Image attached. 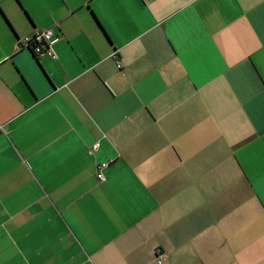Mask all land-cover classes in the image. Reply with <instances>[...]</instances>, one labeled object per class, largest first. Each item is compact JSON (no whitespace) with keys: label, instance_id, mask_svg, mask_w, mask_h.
I'll return each instance as SVG.
<instances>
[{"label":"crops","instance_id":"1","mask_svg":"<svg viewBox=\"0 0 264 264\" xmlns=\"http://www.w3.org/2000/svg\"><path fill=\"white\" fill-rule=\"evenodd\" d=\"M157 254L264 264V0H0V264Z\"/></svg>","mask_w":264,"mask_h":264},{"label":"built area","instance_id":"2","mask_svg":"<svg viewBox=\"0 0 264 264\" xmlns=\"http://www.w3.org/2000/svg\"><path fill=\"white\" fill-rule=\"evenodd\" d=\"M59 41V36L53 32L52 29H46L43 31H37L32 33L30 36L25 37L21 41L18 40L17 48L30 50L34 55H43L47 52L48 48ZM119 69L120 66L117 65ZM98 145L95 144L90 148V151L93 152L97 149ZM107 165H101L99 167V172L97 174V179L104 181V177L100 172ZM154 264H162V257L156 255V262Z\"/></svg>","mask_w":264,"mask_h":264},{"label":"water","instance_id":"3","mask_svg":"<svg viewBox=\"0 0 264 264\" xmlns=\"http://www.w3.org/2000/svg\"><path fill=\"white\" fill-rule=\"evenodd\" d=\"M27 50V49H26ZM32 55H33V53L30 51V50H28ZM34 56V55H33Z\"/></svg>","mask_w":264,"mask_h":264}]
</instances>
